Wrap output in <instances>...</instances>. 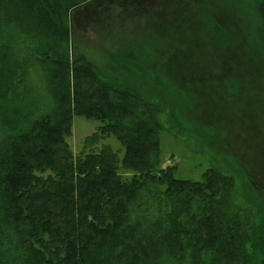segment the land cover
Listing matches in <instances>:
<instances>
[{
    "label": "trees",
    "instance_id": "1",
    "mask_svg": "<svg viewBox=\"0 0 264 264\" xmlns=\"http://www.w3.org/2000/svg\"><path fill=\"white\" fill-rule=\"evenodd\" d=\"M148 1L0 0V264H264V207L234 204L232 174L180 178L162 164L159 106L128 79L132 37L90 43L117 9ZM255 9L264 30V0ZM206 16L222 43L228 31ZM11 30L34 40L39 85ZM76 115L100 122L78 154L67 140ZM108 137L121 156L97 148Z\"/></svg>",
    "mask_w": 264,
    "mask_h": 264
},
{
    "label": "rangeland",
    "instance_id": "2",
    "mask_svg": "<svg viewBox=\"0 0 264 264\" xmlns=\"http://www.w3.org/2000/svg\"><path fill=\"white\" fill-rule=\"evenodd\" d=\"M255 3L149 0L144 7L136 3L117 9L111 26L99 27L90 42L99 46L103 36L111 44L129 39L126 35L132 37L128 49L133 54L125 62L134 72L128 79L159 106L162 164L175 163L180 178L201 179L211 166L232 174L236 179L233 202L246 212H252L254 202L264 207V30L257 27ZM204 14H213L228 31L222 43L213 40L208 16L206 27L201 22ZM10 33L23 63L29 64L28 83L39 85V67L29 63L34 57V40ZM152 50H157L156 61L149 63L143 52ZM163 51L168 52L164 62ZM103 61L96 62L108 71ZM99 131V121L76 115L67 138L74 153L89 150L86 138ZM103 143L122 155V146L114 137L101 138L97 148Z\"/></svg>",
    "mask_w": 264,
    "mask_h": 264
}]
</instances>
